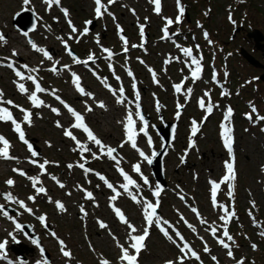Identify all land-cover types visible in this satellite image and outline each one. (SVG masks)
Here are the masks:
<instances>
[{"label":"rangeland","instance_id":"1","mask_svg":"<svg viewBox=\"0 0 264 264\" xmlns=\"http://www.w3.org/2000/svg\"><path fill=\"white\" fill-rule=\"evenodd\" d=\"M29 1L0 0V35L5 37L3 43L0 41V56H4L0 61L6 65L0 63V101H12L0 103V107L8 108L21 124L27 143L19 138L10 121H0V135L10 142L11 156L18 158L22 154L27 162L35 164L34 173L27 171L28 164L19 159L0 165V206L7 212H0V243L6 242L0 264H7V260L18 264H126L120 260V246L128 248L131 230L114 209L119 208L137 229L133 235H140L147 227L143 205L144 201H155L152 191L160 188L159 175L137 149L151 156L152 151L161 148L155 130L161 116L165 121L176 120L177 130L172 146L163 156L165 185L160 188V226H165L163 221L172 223L191 242L196 256L188 250L180 251L183 245L173 229L168 227L165 236L155 225L147 227L150 235L137 264H264V120L257 118L264 117V81L259 79L264 73V47L257 50L251 39L232 34L237 26H243L247 30L256 28L264 35V0H179L184 12L178 23L177 0H161L159 14L152 0H115L111 4L102 0L107 11L102 10L99 18L95 0H59L51 7L46 0ZM19 12L23 13L19 19L21 32L12 24L13 16ZM168 19L173 23L167 24ZM33 20L37 29L25 35L23 31L31 28ZM86 22H94L90 32L84 31ZM140 27L144 28L143 34ZM165 27L169 38L163 37ZM119 28L127 33V44L121 40ZM145 32L147 44L135 48ZM12 36L19 37L28 48ZM33 44L48 55L33 48ZM4 46H12L18 54L13 55ZM104 47L112 48L116 54L108 56ZM184 48H191L200 61L201 72L195 81L191 76L195 66L191 57L183 55ZM241 48L261 66L250 65L240 54ZM90 55L92 60L88 59ZM8 64L36 78L45 89L36 93L43 104L33 106L29 95L35 85L31 80H20ZM74 74L84 93L77 90ZM21 83L27 92L19 91ZM177 84L181 85L179 92L174 87ZM137 94L148 126L147 135L139 133L137 148H133L131 142H126L124 121L129 109L133 113L136 110ZM124 96L128 99L124 100ZM118 99L124 102L118 103ZM201 100L204 108L200 107ZM101 103L104 107H100ZM65 104L83 116L84 123L105 146L103 153L82 129L72 127L75 118ZM21 108L31 113L30 124L23 122ZM229 108L232 115L223 124L232 129L231 157L219 126ZM134 119L139 132L143 123ZM193 121L199 127L194 136ZM65 130L71 131L76 140L65 136ZM105 132L107 135L102 134ZM191 137L195 141L192 146ZM77 141L90 151H83ZM28 145L37 153L35 157ZM107 147L116 149L112 154L116 159L109 158ZM93 154L99 158H93ZM226 161L234 164L235 179L220 183L227 173ZM135 163L141 165L140 172L133 170ZM40 164H44L43 170ZM120 169L136 182L128 192L122 188L126 181ZM31 178H38L42 184L36 188L43 187L45 192L37 193ZM9 179L14 182L11 186L6 183ZM105 181L113 187L107 190ZM210 181L219 183L215 206L210 199ZM86 191L92 193L91 199ZM8 193L13 200L5 198ZM117 193L116 201L107 198ZM17 201H23L25 207ZM57 201L64 205L63 210L57 208ZM82 205L89 209L79 211ZM219 205L234 213L226 218V224L221 219L224 209ZM95 227L101 228L105 241L89 242L87 234ZM225 228L231 241L223 235ZM45 235L51 236L48 241ZM220 240L230 249L224 248ZM62 248L71 255L64 256ZM129 253L135 254L131 248Z\"/></svg>","mask_w":264,"mask_h":264},{"label":"snow or ice","instance_id":"2","mask_svg":"<svg viewBox=\"0 0 264 264\" xmlns=\"http://www.w3.org/2000/svg\"><path fill=\"white\" fill-rule=\"evenodd\" d=\"M114 2H115V0H108L109 4L114 3ZM152 2L155 4V11L157 12V14H159L161 0H152ZM24 3L28 4L29 0H24ZM46 3L49 5V7H51L53 4H58L59 0H46ZM95 4H96V8H95L96 16L99 18L102 15V10L103 11H107V8L102 4V0H95ZM177 6H178L179 12H180V15L176 17V22L178 23L180 21L181 16L183 15L184 9L182 7H180L179 0H177ZM63 11L65 13V16H67L68 15L67 10L65 9ZM86 23H90V22H86ZM172 23H173L172 20H170V19L167 20V24L170 25ZM70 26H71V23H70ZM72 31L76 32L77 29L74 26H72ZM84 31L87 32L88 29L85 28ZM164 33H165V36L168 35L167 27H165ZM141 34H143V27H141ZM205 36L207 37V33H205ZM121 38L124 39L123 37H121ZM4 40H5V37L3 35H0V41H4ZM30 43H32V42L30 41ZM124 43L127 44V40L126 39L124 40ZM33 48H36V50H38V51H44L43 49H38L35 44H33ZM182 51H183V55L185 57H191L192 58L191 59V63L195 66L194 69L191 72L192 79L194 81L199 79V75H200V72H201L200 61L196 57L193 56V50L191 48H184V49H182ZM13 54L15 55L16 53H13ZM44 54H45V56L48 55V53L46 51H44ZM88 59L92 60L93 57L90 55L88 57ZM77 62H79V61H77ZM85 63H87V62H85ZM8 67L12 68L13 65L12 64H8ZM24 67L27 68V65H25ZM53 70L55 71V69H53ZM31 71H36V70L35 69H31ZM15 75L20 80H25V79L31 80L33 82V84L35 85V91L31 92V94L29 95V99L32 102L33 106L39 107L41 104H43V101L39 100L37 98L36 93L37 92H43V91H45V89H43L40 86V84L37 83L36 78L33 77L32 75L25 76L19 70H15ZM129 75H131V73H129ZM154 78H155V74H154ZM74 83H75V86H76L77 90L80 91L81 93H84V89L80 86L79 78L75 77V74H74ZM134 87H135V85H134ZM174 87H175V90L177 92H179L181 90V85L180 84L174 85ZM18 89H19V91L21 93H25V92L28 91V89H26V87H25V85L23 83L18 84ZM191 92H192V89L189 88L187 90V93L190 94ZM119 93H120V96L123 97V95H124L123 87H121L119 89ZM113 94L115 95V92ZM0 95H2V94H0ZM89 95H90V93H89ZM206 95H207V93H206ZM57 99H59V97H57ZM136 99H137V103H136V106H135V109H136L135 112L133 113L132 110L129 109L128 112H127V115L125 117V121H124L126 142H131V145H132L133 148H137L136 137H137V135L139 133H144L145 135H147L146 128L148 126L147 122L144 119V116L141 114L140 105L138 103V101H139V95L138 94H137ZM117 102L118 103H123L124 101L122 99H118ZM0 103L12 104V101L11 100L6 101V102L0 101ZM61 103H63V101H61ZM199 103H200V107L201 108L205 107V104H204L203 100L199 101ZM65 107L68 108V111L75 118V123L72 125V127L73 128L82 129L87 134L88 139L90 141H93L97 146H99L101 148L102 153H103V150H104L105 146L102 144V141L99 138H97L96 135H94L92 130H90L87 127V125L84 123L83 116L81 114H79L78 112H76L71 107H69L67 104H65ZM100 107H104L103 103L100 104ZM88 110L91 111V109H88ZM20 111L23 113V122L26 123V124H30L31 123V113L28 112L27 110L23 109V108H21ZM52 111L53 112H57V114H58V110L57 109L53 108ZM207 111L209 113L212 111V106L210 104L207 107ZM253 111L255 112L256 109L253 108ZM231 115H232V109L229 108L227 110L226 114H225L224 120L228 121L230 119ZM134 117L138 118V120L143 123V126H141L139 128V132L136 129V119H134ZM257 118L261 119V120H264V117H257ZM249 119H251V117H249ZM0 121H4V122L10 121L12 123V125H13V130L16 133H18L19 138L22 141H24L25 143H27V141L25 140V133H24V131L21 128V124L17 122V119H15L13 117L12 112L9 111L8 108L0 107ZM58 126H60V125L58 124ZM221 128H222L221 137H222L224 146L228 150L229 156L231 157L232 156V151H233V148H232L233 138H232V135H231L232 129L230 127H228L226 124H222ZM197 131H198V128L196 127V122L193 121L192 135L194 136ZM64 134H65V136H69L73 140H76V137L72 135L71 131L65 130ZM149 144H151V139L150 138H149ZM0 145H2V147H0V157H2L4 159H13V157H11L9 155V149L11 147L10 142L5 137H3L2 135H0ZM77 145L79 147H81L83 151H90V149L87 146H84V145L80 144L79 141H77ZM190 146H191V144H190ZM28 147H29V151L31 152L32 156L35 157L37 155V153L32 150V146L31 145H28ZM115 151H116V149L111 148V147H107L106 154L109 156V158L116 159V157H114L112 155ZM137 151H139V149H137ZM140 155L144 156V153L142 151H140ZM155 155H156V153H153V156H155ZM93 158L98 159L99 157L96 156L95 154H93ZM145 159H148V158L145 157ZM46 163H48V162L45 161V164ZM148 163L151 164L152 160L148 159ZM117 164H119L118 160H117ZM39 167L43 170L44 169V164H40ZM80 167L83 168L84 165L81 164ZM225 168L227 170V173L222 178L220 183L230 182V181L235 179L234 164L231 163V162L226 161L225 162ZM133 170L135 172H140V165H135ZM13 171H19V170L14 169ZM86 171H91V169H86ZM120 172H121V175L123 176L124 180L126 181V183H124L122 185V188L125 190V192H128L129 186H136V182L129 175H127L123 171V169H120ZM20 174L24 175V173L22 171L20 172ZM31 179H32L33 187L36 188V185L39 183L38 178H31ZM100 179L104 180L105 178L103 176H101ZM147 182L148 181L145 179V183H147ZM6 183L9 186H11V185H13L14 182L11 179H9ZM105 183L107 184V181H105ZM210 183L212 184V200H213V204L215 206L216 205V192H217V189L219 188V183L214 182V181H210ZM60 186L63 187V185H60ZM107 186L109 188L113 187L112 184H107ZM228 189H229V194H231V191H232L231 183L228 184ZM36 191H37V193H42V192H45V189L43 187H39V188H36ZM118 195H119V193H117L116 195H113L111 197V199L112 200H116ZM154 195L155 196H159V192L158 191L155 192ZM86 196H87V198L91 199L92 198V193H90V192L86 193ZM5 198L7 200H13L14 199V197L10 193L5 194ZM29 199L30 200L34 199V197H29ZM132 199L135 201L136 197L133 196ZM17 202L20 204V207H22V208L25 207L23 201H17ZM137 202H139V201H137ZM56 206H57V208H59L61 210H63V208H64V205L62 203H60L59 201L56 202ZM158 206H159L158 203L153 204V203L144 201V205H143L144 219H145V221L147 222V224L149 226H151L153 223H155L156 226H158V227H160V225H161V218L157 215V211H156ZM219 207L224 209L225 216L221 217V219L224 220V222L226 224L227 223V219L226 218L230 217L231 215H234V213H230L228 211V209L224 205H219ZM26 210L27 211H31L30 209H26ZM82 211H83V209H82ZM114 211H115L116 215L118 216V218L121 220V222L126 223L127 227L131 230L128 233V239L131 241V243L128 245V248L120 246L121 247L120 260L121 261H125L126 264H137L138 256H139L141 250L145 247L144 241L146 240V238L149 235L148 228L147 227L144 228L143 234L133 235V233H135L137 231V229L131 223H128V221L126 220L125 214L119 208H115ZM193 211L195 212L196 209H193ZM0 212H3L4 215H7V212H5L3 210V206H0ZM39 219L41 220V222H44L45 217L41 216ZM163 223L167 224L168 222L167 221H163ZM16 227H17V229H19L21 226L19 224H17ZM101 227H104V225L101 224ZM160 230L164 233L165 236H168V232L163 227H161ZM212 233H213V235L216 234V229L215 228L212 229ZM176 235L179 236L180 234L177 232ZM223 235L229 241H231L233 239L229 235V233H228L226 228H225V230L223 232ZM262 235H264V233H262ZM168 238L171 239V237H168ZM181 239H183V237H181ZM219 242L222 244V246L224 248L230 249V246H229L228 243H225L223 240H220ZM33 243H36V241H33ZM61 243H63V242L61 241ZM5 245H6V242L0 243V256H2L4 254ZM255 247L256 246L253 245V248H255ZM129 248L133 249L135 254H130L129 253ZM186 249L189 252H191L192 256H196V253L189 248V245L187 243H184L183 247L180 248V251L181 252H185ZM205 251H208L207 247H205ZM41 252H43V249H41ZM62 252H63V255L66 256V257H69L71 255L70 252L65 251L63 248H62ZM228 255L230 257L232 256L231 250L228 251ZM213 259H215V258H213ZM45 264H47V262H45ZM102 264H108V262L107 261H103ZM166 264H174V262L173 261H168V262H166ZM181 264H182V261H181ZM238 264H243V261H239Z\"/></svg>","mask_w":264,"mask_h":264},{"label":"water","instance_id":"3","mask_svg":"<svg viewBox=\"0 0 264 264\" xmlns=\"http://www.w3.org/2000/svg\"><path fill=\"white\" fill-rule=\"evenodd\" d=\"M23 14V13H22ZM17 14L14 17V25L20 30H21V26L19 24V19L20 16L22 15ZM37 27V22L35 20H33V24L31 26V28L29 30H25L23 32L27 33L29 31H34ZM249 37H253L257 43L258 47H262V44H260V41L264 39L263 35L259 32V31H255L253 33H249L248 34ZM245 57L251 62V63H255L254 59L251 56H248L246 53H244ZM262 78L264 79V74L262 76ZM160 121H161V125L156 126V130L157 133L160 135L161 139L163 140V144L161 146V149H159V151L156 154V157L153 159V172L155 174L158 173L159 175V182L164 184V180H163V171H164V167H163V156H165V154L168 151L169 146L172 145V142L175 138V133H176V127H177V122L173 121V122H169V121H164L162 117H160ZM156 166H158V168H156Z\"/></svg>","mask_w":264,"mask_h":264},{"label":"bare ground","instance_id":"4","mask_svg":"<svg viewBox=\"0 0 264 264\" xmlns=\"http://www.w3.org/2000/svg\"><path fill=\"white\" fill-rule=\"evenodd\" d=\"M30 2V1H29ZM31 3V2H30ZM34 3V2H33ZM38 4H41V3H38ZM38 8H40L41 9V7H40V5L38 6ZM12 38H13V40L14 41H17V42H19L20 44H22V46L25 48V49H27L28 48V44L27 43H25V44H23V43H21V41L19 40V37H17V36H12ZM1 43H3V41H1ZM5 47H7V49H8V51H10V53H16L15 55H17L18 54V51L17 50H15V49H12V46L11 47H8V46H4V48ZM14 55V54H13ZM0 58H2V59H4V56H0ZM58 59H60V57L58 58ZM11 61V60H10ZM0 63L1 64H3V65H5L4 64V61H0ZM6 66V65H5ZM79 93H81V92H79ZM81 95V94H80ZM103 135H107V132H105V133H102ZM109 134V133H108ZM110 135V134H109ZM43 148H46V146H44ZM9 155L11 156L12 154H11V152H10V150H9ZM11 157H13V159H4V158H2V157H0V165L2 164V162H4V161H8V160H15V162H17V159H19V162L20 163H22V164H28L27 165V171H29L30 173H34V165L35 164H33V163H30L29 161L27 162V158L24 156V155H22V154H19V157L17 158L16 156H11ZM38 162H39V160H38ZM45 164V163H44ZM17 166H21L20 164H18L17 163ZM23 168V167H22ZM0 171H2L1 169H0ZM39 184H42V182H39ZM107 190H109V187H107L106 188ZM50 191H51V189H50ZM86 193H89V191H86ZM111 197L112 196H108L107 198L108 199H111ZM114 201H116V200H114ZM85 205H82L81 207H79V211H81V212H85V210L87 209H89V208H83ZM82 209H83V211H82ZM29 213H32V211H29ZM50 237L51 236H49V235H45V241H48L49 239H50ZM87 238L89 239V242L90 243H100V241H105L106 240V236H104V233L101 231V228H99V227H95L93 230H92V232H88V234H87ZM61 241V239L60 238H58L57 239V242H60ZM43 245H46L45 243H43ZM61 245H63L62 243H61Z\"/></svg>","mask_w":264,"mask_h":264},{"label":"flooded vegetation","instance_id":"5","mask_svg":"<svg viewBox=\"0 0 264 264\" xmlns=\"http://www.w3.org/2000/svg\"><path fill=\"white\" fill-rule=\"evenodd\" d=\"M237 27H239V26H237ZM247 32H248V30H246L245 28L241 27L240 29L235 28L233 30L232 34H233V36L235 35V36H239V37H242L243 39H245L246 37H248L247 36ZM193 143H194V141L191 140L190 141L191 146L193 145Z\"/></svg>","mask_w":264,"mask_h":264}]
</instances>
